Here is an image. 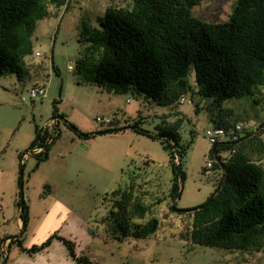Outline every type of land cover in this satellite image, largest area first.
Listing matches in <instances>:
<instances>
[{"label":"trees","instance_id":"16d2710c","mask_svg":"<svg viewBox=\"0 0 264 264\" xmlns=\"http://www.w3.org/2000/svg\"><path fill=\"white\" fill-rule=\"evenodd\" d=\"M65 2L0 0V74L12 73L19 80L27 74L23 59L33 52L37 21L48 15L49 5L60 7ZM199 2L130 0L124 6L107 5L103 16L97 19V27L83 24L78 33L83 54L77 59L76 68L81 72L91 69L93 74L88 80L110 92L131 94L173 109L169 114L176 119L169 121V114L164 113L153 130L144 128L145 117L139 112L123 122L109 116L110 123L94 133L131 129L159 141L169 154L174 174L171 201L180 195L185 179L182 162L192 144V139L183 140L179 132L184 120L179 106L188 103L195 112L206 110L212 127L235 131L236 139L212 144L206 162L211 161L212 173L208 176L215 181L214 189L201 204L176 212L182 224L179 223V236L195 245L264 254V122L259 123L257 130L243 127L241 132L236 131L237 123L228 119L230 110L223 107L224 100L251 95L253 88L264 85V0H236L229 18L222 22L195 16L192 9ZM181 96L185 102L180 101ZM52 113L58 115L56 101ZM64 122L80 137L89 136L67 120ZM59 123L56 130L35 126L27 151L42 147L34 153L36 166L48 158L50 145L60 135ZM49 138L52 140L47 143ZM23 154H19L20 159ZM139 185L130 182L106 194L108 212L100 221L117 240L147 238L160 226L158 217L153 215L154 203L143 200L146 191L141 196ZM19 186L22 188L21 177ZM19 196L20 234L11 236L9 246L16 244L21 252L34 254L56 238L77 264H93L86 255L77 254L74 241L57 232L41 245L25 247L23 234L29 213L27 204H21V191ZM6 238L10 237L0 236V246ZM7 254V249L0 250V257L6 258Z\"/></svg>","mask_w":264,"mask_h":264},{"label":"rangeland","instance_id":"374dc122","mask_svg":"<svg viewBox=\"0 0 264 264\" xmlns=\"http://www.w3.org/2000/svg\"><path fill=\"white\" fill-rule=\"evenodd\" d=\"M65 1L60 7L49 5L48 15L37 21L33 52L23 59L27 74L21 80L12 73L0 74V236L20 234L16 218L21 190L23 201L32 209L40 197L46 198L38 207V214L47 208L53 193L56 201L66 206L63 212H57V234L74 241L78 254L86 255L93 264H264V254L260 252L195 245L179 236L181 222L171 205L180 210L192 208L205 201L214 189V179L203 172L212 148L205 135L213 126L208 111L195 112L188 103L179 106L184 115L179 132L183 140L192 139V144L182 162L185 179L174 201L169 197L174 177L170 157L159 141L131 129L94 134L104 128L95 122L97 116L123 122L140 112L145 117L144 128L153 130L161 122L159 116L173 109L131 94L110 92L88 80L93 74L91 69L81 72L76 68V61L83 54L78 42L83 24L97 27V19L103 16L107 5L124 6L130 0ZM235 5L236 0H200L192 10L200 19L222 22L229 18ZM190 80L193 82V72ZM36 85L44 86L46 95L31 101L28 92ZM54 101L57 114L65 118L59 121L60 135L50 145L48 158L36 166L34 154L21 159L19 154L27 152L35 126L41 128L53 117ZM223 107L230 110V123L257 130L259 123L264 122V85L253 88L251 95L224 100ZM167 118L176 119L170 114ZM64 119L89 136L80 137ZM261 138L264 140V133ZM130 182L140 184L141 196L146 191L143 200L154 203L153 215L158 217L160 226L147 238L127 237L120 241L108 234L100 220L108 212L106 194ZM35 225L36 220H32L31 226ZM38 235L33 237L35 234L27 230L23 245H41L51 234L42 240V234ZM53 240L54 255L42 253L40 261L55 257L56 264H65L67 249L56 238L50 245ZM15 248L22 253L16 244H11L7 247L8 259L1 256L0 264L13 262ZM71 259L67 260L69 264H77Z\"/></svg>","mask_w":264,"mask_h":264},{"label":"crops","instance_id":"0c3cea01","mask_svg":"<svg viewBox=\"0 0 264 264\" xmlns=\"http://www.w3.org/2000/svg\"><path fill=\"white\" fill-rule=\"evenodd\" d=\"M52 194H50V196H49V198H51L50 202H47V204H46L47 208L43 212H41L40 214H38V212H39L38 207L42 206L41 204H42L43 200L45 201L46 198L41 200L42 198L39 196L40 201H38V204H36V206L33 209L30 205H27L28 206V213H29V220H28V225H27L26 231L29 230L32 233H34L35 236H33V237H36L37 234H39V235L42 234L41 240L44 237H46L52 233H56V231L58 232L59 229L56 226V216L59 217L60 213L57 214V212L58 211L63 212L66 208V206L63 205L61 202L56 201V195L53 197ZM32 220H36L35 226H31ZM58 220H60V219L58 218ZM16 223H17V226L20 228L21 227L20 210L17 211ZM34 239L35 238H33V241H34ZM7 247H10L9 242L6 246V249H7ZM25 247H27V246H25ZM54 248H56V240H53L52 244L48 248L43 249L42 252H36L33 255H28V253H25V252L19 253L16 251V248H15L13 256H12L13 262L11 264H56L57 261L55 262V257H52V256H51L52 258L47 259V261H40V256L42 255V253H47V255L48 254L50 255V253H52L51 255H54L52 252V250H54ZM9 254H10V252H8L6 259H8ZM77 254H78V252H77ZM68 258L71 259L68 255L65 256V258H64L65 264H69L67 261ZM72 262L74 263L75 261L72 260ZM4 264H6V263L4 262ZM58 264H60L59 261H58Z\"/></svg>","mask_w":264,"mask_h":264},{"label":"built area","instance_id":"2783aa9c","mask_svg":"<svg viewBox=\"0 0 264 264\" xmlns=\"http://www.w3.org/2000/svg\"><path fill=\"white\" fill-rule=\"evenodd\" d=\"M35 55L38 56L39 55V52H35ZM72 67L69 66V69H71ZM46 95V89L44 86H33L30 88L29 92H28V96H29V99L31 101H34L35 99H38V98H42ZM22 100H25V97H22L21 98ZM180 101L181 102H185L186 99L184 96H181L180 97ZM111 121V118L109 116H97L95 118V122L99 125H107L109 124ZM56 125H57V120L51 118L49 120V122H47L43 128H46L48 130H51V129H55L56 130ZM243 126L241 124H236L235 125V129L236 131H240L242 130ZM240 134V133H239ZM205 135L206 137L208 138L209 142L211 144H214L216 143L217 141H221V140H228V139H236L237 138V133H235V131H230L228 132L225 128L223 127H212V128H209L205 131ZM52 140V138H49L47 140V143H49L50 141ZM42 150V147H35L32 149V151H27L25 154H23L24 157H26L28 154H34V153H39L40 151ZM206 169H205V175H211L212 171L210 169L211 167V161H207L206 162ZM3 221H5L3 219ZM11 238H6L2 243H1V246H0V250L1 251H6V246L8 244V242H10Z\"/></svg>","mask_w":264,"mask_h":264},{"label":"water","instance_id":"95a60500","mask_svg":"<svg viewBox=\"0 0 264 264\" xmlns=\"http://www.w3.org/2000/svg\"><path fill=\"white\" fill-rule=\"evenodd\" d=\"M52 118L55 119V120H57V121H60L62 119V117L60 115H54ZM22 202H23V192L21 190V204H22ZM171 209L173 211H175V212L181 211L180 209L176 208L174 204L171 205Z\"/></svg>","mask_w":264,"mask_h":264}]
</instances>
